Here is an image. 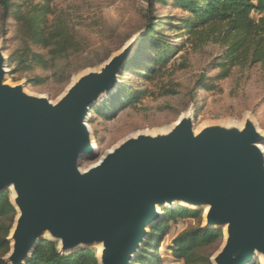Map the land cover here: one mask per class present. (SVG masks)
Instances as JSON below:
<instances>
[{"label":"water","instance_id":"1","mask_svg":"<svg viewBox=\"0 0 264 264\" xmlns=\"http://www.w3.org/2000/svg\"><path fill=\"white\" fill-rule=\"evenodd\" d=\"M4 49L0 194L10 192L17 213L6 264H28L43 241L59 244L63 256L97 246L98 264H132L162 219L157 207L205 209L201 228L224 234L211 264H254L257 257L264 264V136L253 122L197 133L190 114L169 134L129 139L82 170L96 141L84 118L101 94L116 90L132 46L81 77L57 103L5 83Z\"/></svg>","mask_w":264,"mask_h":264},{"label":"rangeland","instance_id":"2","mask_svg":"<svg viewBox=\"0 0 264 264\" xmlns=\"http://www.w3.org/2000/svg\"><path fill=\"white\" fill-rule=\"evenodd\" d=\"M148 1L10 0L15 7L21 6L19 11L22 14L30 12L33 7H45L49 12L46 22L49 27L60 23L69 29L77 46L56 60L49 49L26 42L14 18H6L0 9V46L5 47L9 71L5 83L25 85L27 94L46 97L52 103H57L81 77L100 72L113 56L132 46V54L124 65L116 90L91 108L87 124L91 140L96 139L93 144L97 143V149L93 155L83 158L82 170L96 166L129 139L139 135L169 134L181 118L190 114L197 133L215 126L243 128L247 121H251L264 136V65L237 67L227 79H217L222 73L217 67L223 59L224 49L210 43L193 50L185 43L187 38L183 37L181 30L182 20L187 19L188 14L175 8L171 2L166 6L155 4L150 14ZM15 7L11 10L12 16L18 11ZM150 15L153 18L151 23L156 25L152 35L163 36L165 41L179 46L180 50L166 67L148 77L139 66L128 68L127 65L135 56L141 58L146 53L144 38ZM37 54L44 56V64L33 61V55ZM125 90L142 91L146 95L141 101L125 107L113 104L106 115L95 113L93 108H104L107 102L120 100V95L123 99ZM261 146L264 150V142ZM11 196L13 199L14 194ZM160 210L162 219L154 226H161L155 232L152 230L154 226L149 229L145 244L151 234L157 236L150 252L159 256V264H184L173 258L172 241L188 229L198 225L203 227L206 211L201 209L199 222L182 219L165 223L166 209ZM45 239L52 238L47 234ZM93 251L100 256V247H94ZM262 263V258L257 257L254 264Z\"/></svg>","mask_w":264,"mask_h":264},{"label":"trees","instance_id":"3","mask_svg":"<svg viewBox=\"0 0 264 264\" xmlns=\"http://www.w3.org/2000/svg\"><path fill=\"white\" fill-rule=\"evenodd\" d=\"M148 2L150 14L155 4L166 6L169 2L188 14V18L182 20L181 30L184 32L183 37L187 38L185 43L193 50L210 43L224 49L223 59L217 67L222 73L217 79H227L237 67L252 68L256 65H264V0H149ZM14 7L10 0H0V9L4 11L6 18H14L18 30L27 39L26 42L49 49L55 60L63 58L77 46L74 36L65 25L59 23L48 26L46 22L49 12L45 7H33L30 12L22 14L19 11L21 6H16L18 11L12 16L11 10ZM152 19L150 15L146 27L147 35L144 38L146 53L141 58L135 56L127 65L128 68L139 66L148 77L166 67L180 50L179 46L165 41L163 36L152 35L156 27L151 23ZM33 61L45 63L44 56L39 54L33 55ZM145 95L146 93L142 91L125 90L123 99L120 95V100L109 101L104 108L95 107L93 110L95 113L106 115L113 104L117 107H125L141 101ZM165 214V223H175L182 219L201 221V212L184 207L165 210ZM16 215V210L10 202V192L0 194V264H6L3 259L10 252L8 237ZM160 226L155 225L152 230L155 232ZM156 237L150 235L141 253L135 257L133 261L135 264H159V256L150 252ZM223 238V231L202 229L198 225L184 231L172 241V256L178 261H183L184 264H211L210 258L213 252L218 250ZM28 264H98V261L93 250L85 249L63 256L58 253L56 244L43 241Z\"/></svg>","mask_w":264,"mask_h":264},{"label":"bare ground","instance_id":"4","mask_svg":"<svg viewBox=\"0 0 264 264\" xmlns=\"http://www.w3.org/2000/svg\"><path fill=\"white\" fill-rule=\"evenodd\" d=\"M118 79H120V76H117V80ZM114 90H112L111 92H113ZM105 95L106 94H101L100 96H99V98L96 100V103H98V102H100V101H102L104 98H105ZM90 120V113H88L86 116H85V118H84V122L87 124V122ZM87 126H88V124H87ZM88 128H89V126H88ZM89 131L91 132V130L89 129ZM259 146V145H258ZM260 147V146H259ZM93 151H95L96 149H97V143L96 144H93ZM13 189V188H12ZM177 203H179L180 205H186L185 203H183V202H174L172 205H174V204H177ZM157 213H160V207H157ZM255 255H257V254H255Z\"/></svg>","mask_w":264,"mask_h":264}]
</instances>
